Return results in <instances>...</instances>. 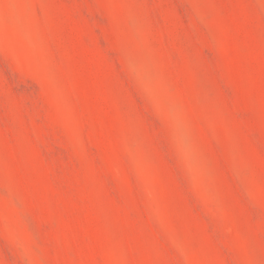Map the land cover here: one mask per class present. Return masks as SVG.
I'll list each match as a JSON object with an SVG mask.
<instances>
[{
  "label": "rangeland",
  "instance_id": "374dc122",
  "mask_svg": "<svg viewBox=\"0 0 264 264\" xmlns=\"http://www.w3.org/2000/svg\"><path fill=\"white\" fill-rule=\"evenodd\" d=\"M0 264H264V0H0Z\"/></svg>",
  "mask_w": 264,
  "mask_h": 264
}]
</instances>
